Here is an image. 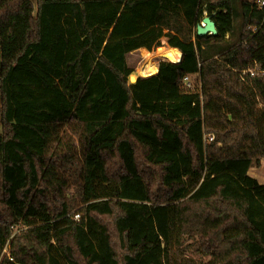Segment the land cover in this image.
Wrapping results in <instances>:
<instances>
[{
    "label": "trees",
    "instance_id": "obj_1",
    "mask_svg": "<svg viewBox=\"0 0 264 264\" xmlns=\"http://www.w3.org/2000/svg\"><path fill=\"white\" fill-rule=\"evenodd\" d=\"M255 1L0 0V264H264Z\"/></svg>",
    "mask_w": 264,
    "mask_h": 264
},
{
    "label": "rangeland",
    "instance_id": "obj_2",
    "mask_svg": "<svg viewBox=\"0 0 264 264\" xmlns=\"http://www.w3.org/2000/svg\"><path fill=\"white\" fill-rule=\"evenodd\" d=\"M206 15H207V12H203V17H205ZM199 24H201V22ZM196 28L194 30H196ZM167 33H168V31H165L163 36L167 35ZM167 45H169V43ZM155 50H156V47H155V43H154L152 51H147L145 49H138V50L133 51L132 53H130L127 56V63L133 69V73L131 74V76L132 75L140 76V74H138V70L146 63V60H145L146 53H149V52L155 53L154 52ZM155 61L158 62V64H160L161 62L167 61V60L155 58ZM167 62H169V61H167ZM197 77L198 76L193 77L192 80H197L196 87H197V89H199L198 88V83L199 82H198V78ZM249 175L252 176L253 178H255L258 181L259 184L263 185L264 184V160L261 162L260 167L251 168L249 170ZM24 229H25V226L23 224H20L19 226H17L15 228V232H19V231L24 230ZM190 244H191L190 242H187V245H189V247L186 250V254L189 257H192V258H194L196 260L207 262V258L199 257L196 254V252H195V246L194 245H190Z\"/></svg>",
    "mask_w": 264,
    "mask_h": 264
},
{
    "label": "built area",
    "instance_id": "obj_3",
    "mask_svg": "<svg viewBox=\"0 0 264 264\" xmlns=\"http://www.w3.org/2000/svg\"><path fill=\"white\" fill-rule=\"evenodd\" d=\"M248 1L251 2L252 0H248ZM255 4L258 6L259 9L264 10V0H257V1H255ZM201 24L203 25L202 21H201ZM169 62H171V61H169ZM247 73L250 74L251 78H253V77H255V75H257V72L255 70H252V69H247V70L243 71V74H247ZM193 77H195V76L194 75L193 76L192 75H186L183 78L182 87L187 92H192V91H195L197 89V87H196L197 80H192ZM198 82H199V79H198ZM199 87H200V82L198 83V88ZM208 140L212 141L213 137H209ZM75 218L79 219V215H76Z\"/></svg>",
    "mask_w": 264,
    "mask_h": 264
},
{
    "label": "water",
    "instance_id": "obj_4",
    "mask_svg": "<svg viewBox=\"0 0 264 264\" xmlns=\"http://www.w3.org/2000/svg\"><path fill=\"white\" fill-rule=\"evenodd\" d=\"M202 24H199L196 28V31H197V35L200 36V37H203L205 35H215L217 33L216 31V26L214 24V22L210 19V17L208 16H205L203 17L202 19ZM170 39V37H169ZM156 42V41H155ZM179 50V49H178ZM181 52V51H180ZM182 54V52H181ZM182 59V58H181ZM181 62V61H180ZM179 62V63H180ZM173 63V62H172ZM160 66V64H159ZM159 72V70H158ZM139 78H147V77H143V76H136L135 80H133L131 77L129 78L130 79V82L131 83H134L136 82Z\"/></svg>",
    "mask_w": 264,
    "mask_h": 264
}]
</instances>
